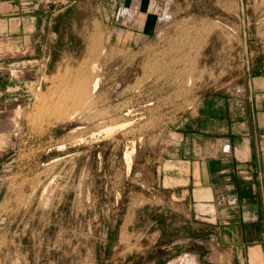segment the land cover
Returning a JSON list of instances; mask_svg holds the SVG:
<instances>
[{
  "label": "rangeland",
  "instance_id": "obj_1",
  "mask_svg": "<svg viewBox=\"0 0 264 264\" xmlns=\"http://www.w3.org/2000/svg\"><path fill=\"white\" fill-rule=\"evenodd\" d=\"M111 5L76 0L58 16L74 20L72 43L0 55V264L177 257L161 238L147 245L156 221L170 225L142 193V165L204 92L235 85L257 47L264 56V0H152L159 27L126 48L104 43L97 13Z\"/></svg>",
  "mask_w": 264,
  "mask_h": 264
},
{
  "label": "crops",
  "instance_id": "obj_2",
  "mask_svg": "<svg viewBox=\"0 0 264 264\" xmlns=\"http://www.w3.org/2000/svg\"><path fill=\"white\" fill-rule=\"evenodd\" d=\"M105 1V0H103ZM76 0H0V55L72 43L74 20L58 21ZM97 13L104 43L149 42L160 25L152 0H109ZM261 42V37L259 38ZM25 53L23 52L22 57ZM5 56V55H4ZM25 56V55H24ZM143 163L142 193L169 226L155 227L169 253L195 264H264V56L257 47L235 85L204 92ZM138 192V191H136ZM192 244L191 248L186 246ZM174 257L167 264L176 260ZM195 259V260H194Z\"/></svg>",
  "mask_w": 264,
  "mask_h": 264
},
{
  "label": "bare ground",
  "instance_id": "obj_3",
  "mask_svg": "<svg viewBox=\"0 0 264 264\" xmlns=\"http://www.w3.org/2000/svg\"><path fill=\"white\" fill-rule=\"evenodd\" d=\"M93 67H94V68H93L94 71H96V69H97V65L95 64V65H93ZM99 81H100V79H99L98 75H96V76L94 77L93 82H92L91 94L94 93V92H96L98 86L100 85V84H99ZM125 124H128V122H127V123H121V124L118 125V126L121 127V126H124ZM115 129H116V126L107 127V128L105 129V132H106V134H107V133H111V132L114 131ZM127 151H128V150H127ZM134 152H135V151H134ZM132 154H133V153H132ZM125 157H126L127 159L132 158V157H130V151H129V152H126ZM131 163H132V162H131ZM194 260H195V259H194ZM178 263L195 264L194 261H193L191 258H189V256H185V255L180 256L179 258H177L176 260H173V261L170 262L169 264H178Z\"/></svg>",
  "mask_w": 264,
  "mask_h": 264
},
{
  "label": "water",
  "instance_id": "obj_4",
  "mask_svg": "<svg viewBox=\"0 0 264 264\" xmlns=\"http://www.w3.org/2000/svg\"><path fill=\"white\" fill-rule=\"evenodd\" d=\"M178 264H185V263H178Z\"/></svg>",
  "mask_w": 264,
  "mask_h": 264
}]
</instances>
